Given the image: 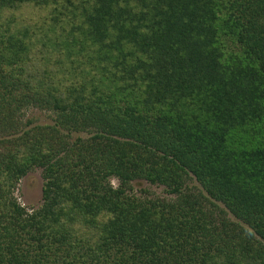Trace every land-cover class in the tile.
Returning a JSON list of instances; mask_svg holds the SVG:
<instances>
[{
	"label": "trees",
	"instance_id": "obj_1",
	"mask_svg": "<svg viewBox=\"0 0 264 264\" xmlns=\"http://www.w3.org/2000/svg\"><path fill=\"white\" fill-rule=\"evenodd\" d=\"M0 264H264V0H0Z\"/></svg>",
	"mask_w": 264,
	"mask_h": 264
},
{
	"label": "rangeland",
	"instance_id": "obj_2",
	"mask_svg": "<svg viewBox=\"0 0 264 264\" xmlns=\"http://www.w3.org/2000/svg\"><path fill=\"white\" fill-rule=\"evenodd\" d=\"M25 122L32 121L31 126L43 125V124H54L55 115L51 112H43L38 109H30L26 111L24 118ZM84 137H87L86 135ZM44 180L42 178V171L36 170L31 172L24 177L16 191L15 196L19 203L28 209L29 212L38 209L42 202V189ZM113 184L118 186V181L113 180ZM135 193L141 197L147 198H165L173 199L174 196L170 195L165 187L154 186L146 181H136L133 183Z\"/></svg>",
	"mask_w": 264,
	"mask_h": 264
}]
</instances>
